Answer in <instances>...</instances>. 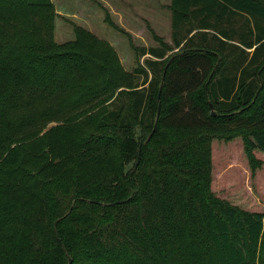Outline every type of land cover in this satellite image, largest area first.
Returning <instances> with one entry per match:
<instances>
[{"label":"trees","instance_id":"trees-1","mask_svg":"<svg viewBox=\"0 0 264 264\" xmlns=\"http://www.w3.org/2000/svg\"><path fill=\"white\" fill-rule=\"evenodd\" d=\"M169 8L128 71L57 42L52 0H0V264H264V211L212 190L214 139L263 164L264 0Z\"/></svg>","mask_w":264,"mask_h":264},{"label":"rangeland","instance_id":"rangeland-1","mask_svg":"<svg viewBox=\"0 0 264 264\" xmlns=\"http://www.w3.org/2000/svg\"><path fill=\"white\" fill-rule=\"evenodd\" d=\"M57 13L54 24V38L64 42L74 37L73 24L88 29L99 38L108 41L115 49L123 67L131 71L136 65V46H159L154 33L172 44V36L157 33L146 19L148 30L138 22L131 23L135 33L132 34L120 25L121 17L114 0H52ZM106 14L121 32L110 26ZM73 23V24H72ZM145 25V24H144ZM130 35L131 40L128 36ZM169 38V41L167 39ZM144 57L141 58L144 59ZM212 190L221 198L227 199L239 207L252 211H264V151L254 149L255 155L263 161L261 167L252 170L244 140L241 136L232 140L214 139Z\"/></svg>","mask_w":264,"mask_h":264},{"label":"crops","instance_id":"crops-1","mask_svg":"<svg viewBox=\"0 0 264 264\" xmlns=\"http://www.w3.org/2000/svg\"><path fill=\"white\" fill-rule=\"evenodd\" d=\"M172 0H114L119 10L120 25L134 34L131 23L138 22L142 28L148 30L146 19L151 23L157 33L172 36V11L169 5ZM145 24V25H144ZM169 41V38L167 39ZM150 54L145 55L149 57Z\"/></svg>","mask_w":264,"mask_h":264},{"label":"water","instance_id":"water-1","mask_svg":"<svg viewBox=\"0 0 264 264\" xmlns=\"http://www.w3.org/2000/svg\"><path fill=\"white\" fill-rule=\"evenodd\" d=\"M210 107H211V110H212V114L215 115L216 112H215V109H214L213 105L210 104ZM138 155H139V154H138ZM137 162H138V159H137V161H136V164H137ZM70 261H71V259L69 258V262H70Z\"/></svg>","mask_w":264,"mask_h":264}]
</instances>
